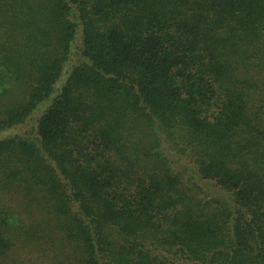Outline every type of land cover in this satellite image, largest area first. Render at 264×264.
Here are the masks:
<instances>
[{
	"label": "trees",
	"instance_id": "trees-1",
	"mask_svg": "<svg viewBox=\"0 0 264 264\" xmlns=\"http://www.w3.org/2000/svg\"><path fill=\"white\" fill-rule=\"evenodd\" d=\"M0 264H264V0H0Z\"/></svg>",
	"mask_w": 264,
	"mask_h": 264
}]
</instances>
